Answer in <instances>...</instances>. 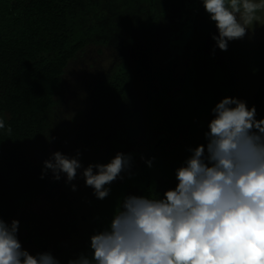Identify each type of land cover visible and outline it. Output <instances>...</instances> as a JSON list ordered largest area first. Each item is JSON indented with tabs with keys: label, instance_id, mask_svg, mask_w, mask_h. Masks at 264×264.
I'll return each instance as SVG.
<instances>
[{
	"label": "rangeland",
	"instance_id": "1",
	"mask_svg": "<svg viewBox=\"0 0 264 264\" xmlns=\"http://www.w3.org/2000/svg\"><path fill=\"white\" fill-rule=\"evenodd\" d=\"M119 1L127 2L136 11L140 2L145 4L149 0ZM156 1L159 21L164 20V13L174 17L177 16L174 12L184 10L191 17L190 23H195V10L199 8L203 26L200 21L195 24L200 25L197 27L200 35L210 34L207 42L192 47L184 63L171 62L172 55H180L179 48L164 53L165 47L159 45L157 59L163 65L156 76L159 84L153 92L156 99L147 103L148 93L133 94L114 117L104 115L109 105L102 106L98 102L100 92L97 87L109 80L110 70L120 64L122 52L90 46L71 63L62 91L56 97L58 104L52 115L51 128L43 140L33 143L32 154L36 164L43 165L44 169V161L55 152L69 157H75L79 152L82 168L71 183L66 182V174L62 173L57 181L47 170L50 179L45 190L39 195L28 193L19 197L13 204L11 219L6 221L8 225L13 220L19 221L17 238L22 249L33 256L47 252L59 264H69L81 254L90 256L91 236L108 227L114 210L125 197L137 196L136 188L142 189L149 180L144 174L155 178L164 176L168 168L171 169L170 165L174 168L183 166L193 149L206 146L205 133L215 118L212 109L222 99L242 100L249 109L254 104L264 68V13L257 14L260 19L243 38L230 41L227 51H222L212 38L218 36V29L205 11L202 0ZM194 1L200 2L199 6L190 3ZM126 14L131 15V12H122L121 16ZM184 17L187 16L184 14ZM160 29L169 31L170 27ZM178 35L173 42L181 40ZM167 40L170 42V38ZM120 48L126 50V55L130 54L122 42ZM159 90L162 95L157 97ZM59 130L66 134L64 141L58 138ZM149 135H152L151 141ZM149 142L153 148H159L163 161L152 162L146 167L145 148ZM117 153L131 155L130 167L111 184L105 185L110 188L105 199H97L94 189L85 184L83 168L89 164H107ZM141 166L143 171L136 177L142 176L137 182L131 174ZM154 169L158 171L154 172ZM93 171L97 170L94 168Z\"/></svg>",
	"mask_w": 264,
	"mask_h": 264
},
{
	"label": "clouds",
	"instance_id": "2",
	"mask_svg": "<svg viewBox=\"0 0 264 264\" xmlns=\"http://www.w3.org/2000/svg\"><path fill=\"white\" fill-rule=\"evenodd\" d=\"M202 3L218 29L212 38L222 51L264 13V0ZM212 112L207 144L193 149L177 169V186L162 198L125 197L108 227L91 236V255L81 254L69 264H264V119H256L255 106L249 109L232 97ZM0 130L12 132L3 119ZM79 156L53 153L41 178L50 170L55 180L63 173L71 183L82 168ZM130 161V154L117 153L107 164H89L82 172L86 186L105 199L110 193L105 185ZM18 226V220L8 225L0 219V264H59L50 253L33 256L22 249Z\"/></svg>",
	"mask_w": 264,
	"mask_h": 264
},
{
	"label": "trees",
	"instance_id": "3",
	"mask_svg": "<svg viewBox=\"0 0 264 264\" xmlns=\"http://www.w3.org/2000/svg\"><path fill=\"white\" fill-rule=\"evenodd\" d=\"M190 3L196 7L200 4ZM157 10L156 0L140 2L136 11L119 0H0V119L5 129H12L11 134L0 130V219H11L13 204L19 197L39 195L47 187L50 174L47 171L41 178L44 169L34 161L33 143L43 140L49 132L66 71L87 48L122 52L121 62L110 70L109 80L97 87L98 102L109 105L104 115L114 117L130 96L146 92V102L156 99V76L163 65L157 59L159 45L165 47L164 53L179 48L180 55H172L171 62L184 63L192 47L207 42L210 34L203 37L197 30L198 21L203 26L199 8L195 10L196 24L190 23L191 17L184 10L174 12V17L164 13V20L159 21ZM125 11L131 15L121 16ZM163 26L170 27L169 31H161ZM178 34L181 40L173 42ZM121 42L129 48V55L125 49L121 51ZM259 80L253 104L256 119L264 102V68ZM160 90L157 97L162 95ZM60 130L58 138L64 141L66 134ZM145 150L146 167L148 161H163L159 148H153L150 142ZM142 166L131 174L137 182L142 175L136 174L143 171ZM170 167L161 177L144 174L149 180L142 189L136 188L137 196L155 194L162 198L165 191L174 189L180 167Z\"/></svg>",
	"mask_w": 264,
	"mask_h": 264
},
{
	"label": "crops",
	"instance_id": "4",
	"mask_svg": "<svg viewBox=\"0 0 264 264\" xmlns=\"http://www.w3.org/2000/svg\"><path fill=\"white\" fill-rule=\"evenodd\" d=\"M261 119H264V102H263L262 108L259 111L257 120H261Z\"/></svg>",
	"mask_w": 264,
	"mask_h": 264
}]
</instances>
